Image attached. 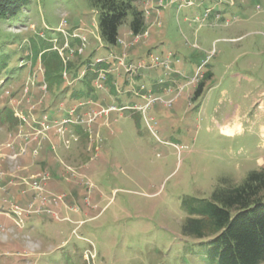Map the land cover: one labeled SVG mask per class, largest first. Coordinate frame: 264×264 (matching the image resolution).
I'll return each instance as SVG.
<instances>
[{"label": "rangeland", "instance_id": "1", "mask_svg": "<svg viewBox=\"0 0 264 264\" xmlns=\"http://www.w3.org/2000/svg\"><path fill=\"white\" fill-rule=\"evenodd\" d=\"M135 6L108 49L92 0L0 19V264H217L182 225L264 172V0Z\"/></svg>", "mask_w": 264, "mask_h": 264}, {"label": "trees", "instance_id": "2", "mask_svg": "<svg viewBox=\"0 0 264 264\" xmlns=\"http://www.w3.org/2000/svg\"><path fill=\"white\" fill-rule=\"evenodd\" d=\"M138 1L92 0L99 37L107 49L117 46L118 29L128 15L132 34L144 30V14L135 6ZM21 6L22 0H0V19L15 16ZM182 233L196 240L207 239L211 263H264V172H251L235 186L222 179L208 199L192 208Z\"/></svg>", "mask_w": 264, "mask_h": 264}, {"label": "built area", "instance_id": "3", "mask_svg": "<svg viewBox=\"0 0 264 264\" xmlns=\"http://www.w3.org/2000/svg\"><path fill=\"white\" fill-rule=\"evenodd\" d=\"M122 65H123V64H122ZM131 69H132L131 67H127V70H128V71L131 70ZM109 109H110V108H109ZM74 113H75V110H74V109H71L70 112H69L70 117H69L68 119L60 120V121H58V123H55L56 125H51V126H59L57 130H60V131H61L62 127H65V126H67V125H68V126L71 125V127H72V126H75V125L79 124L78 121H77V119H74ZM46 119H47V118H46V116L44 115L43 120L40 122V124H41V126H42L43 129H46V130H47V129H49L51 126L49 125V123L47 122ZM63 129H64V128H63ZM62 132L65 134L66 129H64ZM23 152L26 153V150L23 149ZM44 200H46V199H44ZM44 202H47V200L44 201ZM14 211H15L16 213H18L19 215L21 214V213L18 212L17 210H14ZM14 211H13V212H14ZM24 211H26V208L22 209V212H24Z\"/></svg>", "mask_w": 264, "mask_h": 264}, {"label": "flooded vegetation", "instance_id": "4", "mask_svg": "<svg viewBox=\"0 0 264 264\" xmlns=\"http://www.w3.org/2000/svg\"><path fill=\"white\" fill-rule=\"evenodd\" d=\"M103 129L104 128H101L100 131H102ZM0 184H1L0 194L3 195V197L0 199V203H1V211L0 212H6L9 215L12 211L10 206L7 208H4V207H2V205H4L5 203H8V205H12V203H14V201H15L16 192L11 190V189H9L8 192L2 191V190H4L5 186L7 187L8 184H10V182L4 181L3 179H1V177H0Z\"/></svg>", "mask_w": 264, "mask_h": 264}]
</instances>
